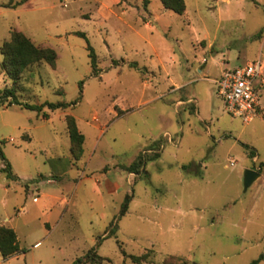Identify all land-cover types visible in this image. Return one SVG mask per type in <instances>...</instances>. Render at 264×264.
Segmentation results:
<instances>
[{"label":"rangeland","instance_id":"obj_1","mask_svg":"<svg viewBox=\"0 0 264 264\" xmlns=\"http://www.w3.org/2000/svg\"><path fill=\"white\" fill-rule=\"evenodd\" d=\"M21 1L0 0V92L67 107L0 104V149L16 177L0 172V227L24 250L0 264H72L90 250L99 264L256 260L264 117H230L212 81L220 68L255 59L264 67V0H183L181 15L160 0ZM13 31L52 49L54 67L34 64L12 81L1 47ZM67 118L83 138L79 156ZM245 170L259 177L244 192Z\"/></svg>","mask_w":264,"mask_h":264},{"label":"trees","instance_id":"obj_2","mask_svg":"<svg viewBox=\"0 0 264 264\" xmlns=\"http://www.w3.org/2000/svg\"><path fill=\"white\" fill-rule=\"evenodd\" d=\"M24 2L25 0H22L21 2L17 3V5L23 4ZM160 3L164 9L171 11L172 13L177 15H181L185 11L183 0H160ZM259 34H261V32H259ZM77 35L86 40V37L83 33H77ZM86 50L88 52L91 73L92 75L96 76V74L98 73L96 56L93 49L88 43L86 45ZM1 55L3 56L1 68L12 81L17 80L22 72L29 66L43 62L50 67H54L56 61V54L52 49L37 47L22 33L15 31L11 32L9 40L3 43L1 47ZM130 65L134 67L136 64L134 63ZM5 102H7V105L9 106L16 105L23 109L35 111L37 113L42 112L44 108L49 111H54L67 107V105L63 103H43L40 105H30L27 103H22L17 100L12 90L7 89H4L2 92H0V104H4ZM43 115L45 116L46 114L43 112ZM66 123L68 137L72 144V151L76 147V152L79 156L82 153L81 144L83 138L80 134H78L76 125L72 118H67ZM242 146L245 150H248L250 157H253V150L250 149L247 145L242 144ZM0 160L3 163V167L0 169V172L4 173L5 177L8 180H16V177L11 172V166L4 157L1 149ZM141 163L142 159L138 157V159L131 165V167H135L136 169L141 165ZM188 167L189 166H182V169L186 171L188 170ZM125 209L126 206L124 203V206L122 207V210L120 212L121 215L125 212ZM18 253H24V250L19 248L15 232L11 228L0 227V256L2 258H7ZM126 258L130 259L132 263H139L140 260L145 258V255L139 257L126 256ZM263 259L264 251L258 256L256 260L251 261L250 264H258ZM99 260L100 257L96 255L95 251L90 250L85 254L83 258L75 259L72 264H99Z\"/></svg>","mask_w":264,"mask_h":264},{"label":"built area","instance_id":"obj_3","mask_svg":"<svg viewBox=\"0 0 264 264\" xmlns=\"http://www.w3.org/2000/svg\"><path fill=\"white\" fill-rule=\"evenodd\" d=\"M263 68L261 61L255 59L224 70L212 81L225 113L244 124L262 116L259 100L264 91Z\"/></svg>","mask_w":264,"mask_h":264},{"label":"water","instance_id":"obj_4","mask_svg":"<svg viewBox=\"0 0 264 264\" xmlns=\"http://www.w3.org/2000/svg\"><path fill=\"white\" fill-rule=\"evenodd\" d=\"M259 177V173L254 170H245L242 175V187L245 192L250 185Z\"/></svg>","mask_w":264,"mask_h":264},{"label":"crops","instance_id":"obj_5","mask_svg":"<svg viewBox=\"0 0 264 264\" xmlns=\"http://www.w3.org/2000/svg\"><path fill=\"white\" fill-rule=\"evenodd\" d=\"M238 66H239V65H238ZM224 70H229V69H224ZM224 70H221V68H220V70H219L220 72H218L216 78H218L219 75H220ZM216 78H215V79H216ZM215 79H214V80H215ZM212 85H213V83H212ZM261 108H262V107H261ZM262 113H263L262 116L264 117V109H263V108H262ZM262 116L260 117L261 119L263 118ZM104 189H105L107 192H111V188L107 186V183H106V186H104Z\"/></svg>","mask_w":264,"mask_h":264}]
</instances>
